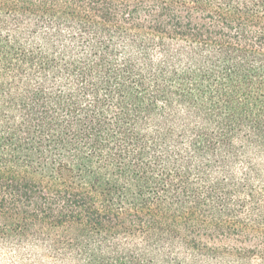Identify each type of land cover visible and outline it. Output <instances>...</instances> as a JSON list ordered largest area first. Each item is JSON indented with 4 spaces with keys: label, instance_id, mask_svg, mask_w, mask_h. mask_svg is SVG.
Returning a JSON list of instances; mask_svg holds the SVG:
<instances>
[{
    "label": "trees",
    "instance_id": "trees-1",
    "mask_svg": "<svg viewBox=\"0 0 264 264\" xmlns=\"http://www.w3.org/2000/svg\"><path fill=\"white\" fill-rule=\"evenodd\" d=\"M0 264H264V0H0Z\"/></svg>",
    "mask_w": 264,
    "mask_h": 264
}]
</instances>
